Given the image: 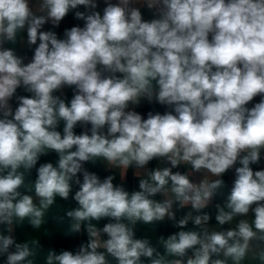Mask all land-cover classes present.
<instances>
[{
  "label": "clouds",
  "instance_id": "9594fccd",
  "mask_svg": "<svg viewBox=\"0 0 264 264\" xmlns=\"http://www.w3.org/2000/svg\"><path fill=\"white\" fill-rule=\"evenodd\" d=\"M103 3L0 0V261L264 264V0ZM70 12L82 27L43 30ZM142 101L165 111L145 118ZM49 222L87 240L57 252L24 236ZM164 222L179 230L157 235Z\"/></svg>",
  "mask_w": 264,
  "mask_h": 264
},
{
  "label": "crops",
  "instance_id": "0c3cea01",
  "mask_svg": "<svg viewBox=\"0 0 264 264\" xmlns=\"http://www.w3.org/2000/svg\"><path fill=\"white\" fill-rule=\"evenodd\" d=\"M113 3L116 2V0H112ZM98 11L102 12L103 7H105V4L103 3V0H98ZM80 11H84L83 6H80L79 8ZM142 14L144 19L149 20L152 18L151 13L149 12V10L147 8H142L141 9ZM83 26V21L81 20H77L74 18V13L70 12L68 14V16L61 22L60 26L58 28H53L50 24H46L44 26L43 30H53L57 33L59 38H63V32L66 28H71L73 26ZM26 39V36H25ZM7 46V45H6ZM33 49L35 46H32ZM17 53L21 56H26L27 59L25 60V62L27 63L28 60H30L31 56H32V50H30L26 44L24 45H18L16 47ZM58 95L60 93H57ZM63 94L64 96H66L69 100L71 99L72 96V89L70 88H65L63 90ZM18 95H28V93H25L22 89H18ZM259 101V97L255 98L254 102H258ZM10 103H12L13 108L16 107V101L15 99H13L12 101H10ZM136 111H138L139 113H141V115H143L145 118H147V113L149 111H159L161 113H163L165 111V108L160 106L159 104L156 103H152L149 104L147 101H142L141 105L139 107H137L135 109ZM63 128V124L60 125V128L58 130L62 131ZM76 133L79 134L82 129L80 127H77L75 129ZM56 160V156L55 154H51L48 156H43L41 157V160L38 162L37 167L39 166V163H44V162H53L55 163ZM158 164V161H152L149 165L150 168H154L156 167ZM85 167L92 172L97 173L101 179H103L105 176L112 174L110 172H106L105 171V167L104 165H96L93 166L92 164H86ZM254 170H260L261 168H264V159H262L261 164L260 165H253L252 166ZM177 169H174V171ZM180 171H185L186 169L183 168V166H181L180 169H178ZM133 170L130 169L127 175V179H126V183H125V187L127 188V190L131 191V190H138V180L133 176ZM82 178V177H81ZM32 179H35V170H33L32 172ZM223 179L225 180L226 185L230 188L232 181L234 179V172H229L227 173ZM114 183H120V179H119V175L118 173L116 174V179L114 180ZM159 198V197H157ZM58 202L61 204V206L63 208H68V207H74V202L73 205H68L64 202H61L58 200ZM215 202H220L219 200L214 201ZM211 211V209L209 210ZM182 213H178L177 214V218H179V216ZM107 221H102L100 226H103L104 223H106ZM215 219H214V214H213V218L210 221V225H215ZM189 227H192L191 224H189ZM227 227V226H226ZM47 230V232L49 233V235H51L54 231H59V232H63V229L53 225L51 222H49L48 224H46L42 229H40L39 231H31L30 229H28L27 227H25L23 229V233L24 236H32L35 238H41V243L46 246V247H52L55 248L57 252H59L60 250H72L74 251L78 245L82 242V241H86L87 240V236L86 234L84 235H76V236H71V237H65L60 233H53L51 236H44L45 231ZM179 229H176L174 227H172V223L171 222H164L162 224H160L157 228V235H170L175 231H178ZM23 233L20 229H17L16 231V237L18 240H22L24 238ZM156 234L155 233H148V235L154 240L156 238ZM144 235V232L142 229H138L137 230V236L138 237H142ZM0 264H2V261H0Z\"/></svg>",
  "mask_w": 264,
  "mask_h": 264
}]
</instances>
